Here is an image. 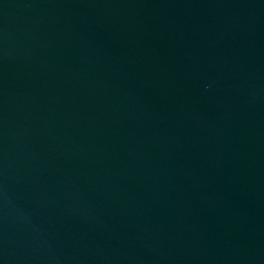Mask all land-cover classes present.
Returning a JSON list of instances; mask_svg holds the SVG:
<instances>
[{
	"label": "water",
	"instance_id": "1",
	"mask_svg": "<svg viewBox=\"0 0 264 264\" xmlns=\"http://www.w3.org/2000/svg\"><path fill=\"white\" fill-rule=\"evenodd\" d=\"M0 264H264V0H0Z\"/></svg>",
	"mask_w": 264,
	"mask_h": 264
}]
</instances>
